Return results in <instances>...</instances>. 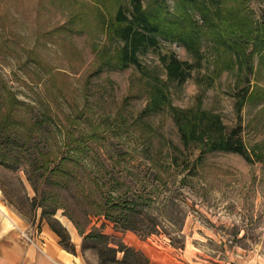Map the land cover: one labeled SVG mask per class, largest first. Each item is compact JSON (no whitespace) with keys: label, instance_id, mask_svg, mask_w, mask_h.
Listing matches in <instances>:
<instances>
[{"label":"rangeland","instance_id":"1","mask_svg":"<svg viewBox=\"0 0 264 264\" xmlns=\"http://www.w3.org/2000/svg\"><path fill=\"white\" fill-rule=\"evenodd\" d=\"M142 2L171 35L167 10L189 11L209 30L214 14L238 5ZM237 8L251 28L264 24V0ZM120 9L129 13L132 0H0L1 200L27 234L50 228L83 264H264L261 54L253 72L225 70L219 61L229 55L211 34H202L201 63L164 35L140 66L123 70L112 34ZM171 55L194 65L184 84L167 75ZM191 109L219 118L227 133L242 125L252 160L210 152L195 166L202 147L185 150L179 128ZM60 163L66 172L51 175Z\"/></svg>","mask_w":264,"mask_h":264},{"label":"trees","instance_id":"2","mask_svg":"<svg viewBox=\"0 0 264 264\" xmlns=\"http://www.w3.org/2000/svg\"><path fill=\"white\" fill-rule=\"evenodd\" d=\"M240 0H237L239 5ZM238 5L225 11L221 10L214 14L215 22L211 23L213 14L207 9L206 5L202 3V16L204 20L211 23L210 27L202 29L198 26V23L191 18L189 11H184L182 14L174 15L167 10V24L170 28H175V35H171L169 31H166L156 21L158 18L153 17L151 12H147L143 8L142 0H132V9L129 13H126L123 9H120L116 15L115 27L112 29V34L117 37V40L123 44L120 51L119 65L120 68L126 70L131 66H140V55L149 48L159 46V37L167 36V39L177 40L179 44H182L187 48V51L197 58L199 63L202 62V48H203V36L202 34H211L213 40L219 48V52L229 55V59L221 58V68L225 70L232 69L236 64L243 70L253 72L255 65L253 66L252 57L255 53L261 54L260 64L264 66V24L260 27L252 28L250 23L251 19L247 17L245 13L240 12ZM224 13L227 16L225 19L222 16ZM244 16H241L243 15ZM248 18V19H246ZM252 43L254 46L253 53L248 55L245 49ZM217 50V48H216ZM164 64L167 70V75L170 80L179 83H185L191 76V71L194 69V65H190L186 62H182L177 59L176 56L171 55L166 57ZM250 86V79H247ZM4 86L0 81V87ZM245 93L250 94L251 87L244 89ZM3 96L0 89V97ZM254 92L249 96V99L255 97ZM1 104V101H0ZM1 110V109H0ZM186 116L184 126H180L181 137L183 143L186 145L187 151H191V145L195 144L201 146V156L195 161L194 165H201L204 156L210 152H224L235 153L246 157L248 160H252L248 155V149L242 140L241 134L243 132L242 125H238L230 133H227L219 118H211L206 113H202L201 110L182 112ZM207 125H202L203 122ZM207 123H206V122ZM183 153V150H179ZM256 152V151H255ZM179 156L175 153L172 157L174 161ZM64 164L60 163L50 171L51 175L65 173L66 169H63ZM48 170V166H43ZM54 231L62 236V232L58 231L56 227H53ZM102 237L98 238L101 239ZM64 249L69 252L75 253V248L69 243L64 244L61 242ZM72 247V248H71ZM123 250H129L127 247H123ZM113 252L117 254L114 249ZM133 252V251H132Z\"/></svg>","mask_w":264,"mask_h":264},{"label":"crops","instance_id":"3","mask_svg":"<svg viewBox=\"0 0 264 264\" xmlns=\"http://www.w3.org/2000/svg\"><path fill=\"white\" fill-rule=\"evenodd\" d=\"M46 231L27 234L26 228L0 216V264H83L61 246L50 228Z\"/></svg>","mask_w":264,"mask_h":264},{"label":"bare ground","instance_id":"4","mask_svg":"<svg viewBox=\"0 0 264 264\" xmlns=\"http://www.w3.org/2000/svg\"><path fill=\"white\" fill-rule=\"evenodd\" d=\"M1 196H2V192L0 190V215L4 216L8 221L14 222L15 218L12 217L10 210L8 209L6 204L3 203V201L1 200ZM61 221L69 229H72L71 225L69 224V222L65 218H62Z\"/></svg>","mask_w":264,"mask_h":264}]
</instances>
